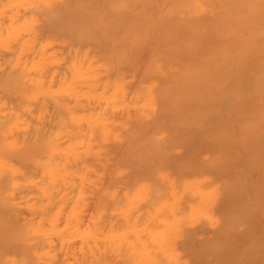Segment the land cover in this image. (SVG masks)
<instances>
[{
  "label": "bare ground",
  "instance_id": "bare-ground-1",
  "mask_svg": "<svg viewBox=\"0 0 264 264\" xmlns=\"http://www.w3.org/2000/svg\"><path fill=\"white\" fill-rule=\"evenodd\" d=\"M0 264H264V0H0Z\"/></svg>",
  "mask_w": 264,
  "mask_h": 264
}]
</instances>
